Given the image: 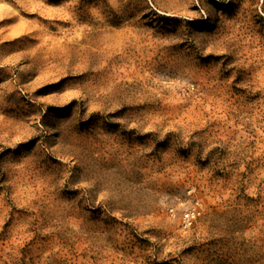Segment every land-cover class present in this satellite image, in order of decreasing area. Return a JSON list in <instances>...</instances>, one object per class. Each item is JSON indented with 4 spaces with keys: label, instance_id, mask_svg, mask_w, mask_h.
Segmentation results:
<instances>
[{
    "label": "rangeland",
    "instance_id": "rangeland-1",
    "mask_svg": "<svg viewBox=\"0 0 264 264\" xmlns=\"http://www.w3.org/2000/svg\"><path fill=\"white\" fill-rule=\"evenodd\" d=\"M0 264H264V0H0Z\"/></svg>",
    "mask_w": 264,
    "mask_h": 264
}]
</instances>
